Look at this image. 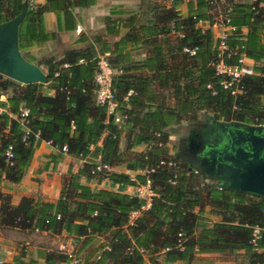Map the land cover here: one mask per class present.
I'll return each instance as SVG.
<instances>
[{
    "label": "trees",
    "instance_id": "trees-1",
    "mask_svg": "<svg viewBox=\"0 0 264 264\" xmlns=\"http://www.w3.org/2000/svg\"><path fill=\"white\" fill-rule=\"evenodd\" d=\"M22 1L0 0V23L17 15ZM73 1L79 5L93 2L27 3L17 27L19 51H29L53 37L44 29L46 11L55 12L58 30L70 28L73 20L69 10ZM180 1L172 0L169 7L155 6L152 19L145 24L135 25L137 15H129L121 22L126 31L119 39L120 47L134 42L137 46L150 44L141 67L151 71L159 86L170 91L173 102L170 106L159 101L145 78L127 76L130 68L107 58L117 71L112 77V90L116 100L114 112L120 121L115 123L104 106L94 103L95 58L73 50L47 63L45 83L53 90L51 96L42 93L43 83L10 86V80L0 74V96L5 95V100H0V179L17 183L40 141L55 148L53 158L60 156L62 145L66 154L88 158L69 176L52 203L22 196L13 204L10 195L0 191V226L56 234L65 229L67 235L81 238L78 250H72V257L61 250L47 252L43 264L71 258L75 260L72 264H79L76 252L94 239L98 240L91 253L94 264H170L177 260L189 262L196 253L237 252L242 253L244 264L264 263V230L254 245L249 241L251 227L264 226V197L205 181L184 161L172 156L167 145L173 123L193 121L201 111L216 113L226 122L264 123L261 100L264 98V10L259 6L262 0L250 3L195 0L193 5H188L183 18L178 16ZM227 7L228 24L234 30L226 35L225 44L229 49L242 45L246 57L254 64L252 73L242 76L243 92L236 96L217 85L218 76L211 66L216 44L211 20L217 9ZM196 19L208 21L206 27L196 26ZM241 28L246 29L245 33ZM192 46H197L193 55L182 51ZM208 83L215 88V94L205 87ZM128 90L131 92L126 95ZM21 107L28 109L23 118L17 116ZM5 126L8 131L3 134ZM25 130L27 138L22 141ZM120 136L122 149L118 145ZM8 145L12 147L11 165L5 161ZM138 146L143 148L137 151ZM96 163L107 164L112 170H95ZM118 166L127 172L115 170ZM147 167H153L149 177L155 195L145 209L141 208L143 200L135 196L94 189L78 182L82 176L86 181L105 179L133 185L129 173ZM134 179L140 182L143 176L135 173ZM132 212L137 213L129 221ZM205 212L217 219L210 221ZM100 237L103 239L99 240ZM0 264H35V261L16 255L10 262Z\"/></svg>",
    "mask_w": 264,
    "mask_h": 264
},
{
    "label": "crops",
    "instance_id": "crops-1",
    "mask_svg": "<svg viewBox=\"0 0 264 264\" xmlns=\"http://www.w3.org/2000/svg\"><path fill=\"white\" fill-rule=\"evenodd\" d=\"M44 1L45 0H33L31 4L42 5ZM194 1L195 0L180 1L177 6L178 16L180 18L186 16L188 5L190 3L193 5ZM233 1L250 3L252 0ZM171 2L170 0H93L91 4L79 5L77 2L73 1L69 10L73 21L68 29H57L55 12L46 11L43 13L44 29L47 33L52 34L53 37L45 41L41 46L34 48L35 50L42 51L45 54L44 56H47L45 58L48 59L37 62V56L35 55L34 62L33 56L26 58L19 51L20 55L25 60L37 65L45 74L47 63L60 59L67 50H73L82 54H91L94 58L97 54L105 53L110 61L119 66L130 68L126 71L127 76L145 78L146 85L158 95L159 101L161 100L165 105L170 106L173 103L170 91L160 87L158 80L153 77V73L148 71L145 67H141V63L149 54L150 44H138L139 46H137L134 42L130 43V45L127 44L125 47H120L119 39L123 37L126 31L121 25L123 19L131 14H135L137 15L135 25L145 24L148 20L152 19V9L155 6L169 7ZM259 6L264 10V0L259 3ZM76 25L80 28L78 32L75 31ZM206 25L207 24H203L202 26L206 27ZM211 30L215 36L217 28H211ZM241 31L245 33L246 29L241 28ZM101 49L103 51H101ZM246 64L251 67L254 65L251 59H247ZM17 84L21 83L17 82ZM9 85L14 86L12 82H9ZM6 93H9V90H7ZM42 93L49 96L53 94V90L47 87L45 81L43 82ZM0 100L4 101L5 95H1ZM144 111L145 109L142 112ZM8 115L14 118L13 114L8 113ZM187 123H173L170 128L171 133L168 140H174L178 135L179 129L187 125ZM222 123V119L219 118L216 113H214L213 116H209L206 120L194 122L188 130L185 129V136L182 135L178 137L179 143L176 150L174 146L170 145L167 141V145L171 147L170 154L184 161L188 167H190L194 164V157L183 155L184 141L187 140L189 132L204 125H221ZM7 131L8 126H5L2 132L6 134ZM193 133L195 134V132ZM100 143L101 142L98 141L97 146H99ZM118 145L120 149L123 148L122 136L119 138ZM90 148L92 149V147ZM142 148L143 146H138L135 150L139 151ZM55 153V148L46 141L38 142L33 151L31 161L21 179L17 183H11L4 179H0V191L8 193L13 204H16L22 196L51 203L57 200L60 190L65 185L69 176L76 173L88 158L74 157L66 154L65 151H62L59 157L53 158ZM192 169L193 168H191V170ZM115 170L127 172L123 166H118ZM198 176L207 182H213L218 185L214 178L205 176L199 172ZM78 182L90 188H103L128 195L132 191V185H121L105 179L86 181L80 176ZM204 209L207 210L206 207ZM136 213L137 212L133 213L129 217V221H132ZM205 215L210 221L217 219L215 216H211L206 212ZM102 239L103 238L100 237L99 240ZM80 241L81 238L67 235L65 229L56 234L44 230L18 229L0 226V263L10 262L14 256L22 255L24 260L31 259L35 261V264H43L44 254L52 252L49 251L50 247H48V245L58 243L57 248L66 246L72 251L74 248L76 250L79 247ZM97 241V239H94L91 243L81 248L80 251L76 252L79 264H94V254L92 255L91 253ZM236 254H239V256ZM241 254V252H237L231 254L230 258H225L223 257L224 254L219 253H196L189 262L177 260L170 264H244ZM238 257H240V259H238ZM54 264H72V260L63 262L55 261Z\"/></svg>",
    "mask_w": 264,
    "mask_h": 264
},
{
    "label": "water",
    "instance_id": "water-1",
    "mask_svg": "<svg viewBox=\"0 0 264 264\" xmlns=\"http://www.w3.org/2000/svg\"><path fill=\"white\" fill-rule=\"evenodd\" d=\"M27 2L17 15L0 23V74L21 84L43 83L45 74L19 52L17 27ZM223 138L217 146L206 143L189 169L214 178L219 187L264 197V126L237 121L222 123ZM193 135L189 132L187 140Z\"/></svg>",
    "mask_w": 264,
    "mask_h": 264
},
{
    "label": "built area",
    "instance_id": "built-area-1",
    "mask_svg": "<svg viewBox=\"0 0 264 264\" xmlns=\"http://www.w3.org/2000/svg\"><path fill=\"white\" fill-rule=\"evenodd\" d=\"M27 3H31L33 0H25ZM172 1V0H170ZM218 2H222V0H218ZM219 8V5H217ZM227 8L217 9L216 13L213 15L210 27L217 28L216 44H215V58L211 62V66L213 67L215 75L218 76L217 85L227 91V93L231 96H236L243 92V83L242 76L246 74L252 73V67L246 64V54L243 50V46L229 49L225 44L226 35L234 30V27L228 24V16H227ZM194 19V16L192 17ZM208 21H203L201 19H196V25L207 24ZM80 30L79 26H75V31L78 32ZM197 50V46L192 47H184L182 51L188 56L193 55ZM225 59H234L233 62H226ZM117 71L111 66L109 63L106 54L100 53L95 57V72L92 77V83L94 86L93 96L94 103L99 106H104L106 114L113 118L115 123H119L120 116L116 114V100L114 98V93L112 90V77L115 75ZM207 89L210 90L211 94H215L216 90L213 86L208 83L205 85ZM131 90L126 92L128 95ZM28 109L25 107H21L17 113L19 118H23L26 116ZM124 117V116H123ZM256 126H264V123H257ZM28 131L25 130L21 136V140L24 141L27 138ZM38 133H34V138L37 139ZM49 143V142H47ZM50 144V143H49ZM61 151H65V145H62L60 148ZM5 161L8 165L12 164V147L8 145L5 150ZM162 161H159L161 164ZM95 170H112V168L107 164L96 163ZM153 171V167H147L142 170H137L135 172H130V179L134 181L132 185V191L129 195L135 196L138 199L143 200V205L141 208L145 209L149 206L151 197L155 195L154 187L152 186L151 179L149 177V173ZM193 173H198L196 169H192ZM135 173H139L143 176V180L138 182L134 179ZM135 213L132 212L130 216ZM58 218V216H57ZM264 230V226L260 227L254 225L251 227V236L250 243L253 245L256 243V240L260 237L261 231ZM177 235H181V233H177ZM139 252L142 253V249H138ZM68 257H72V251L68 250L65 252ZM72 263L75 262L73 258H71ZM264 264V263H263Z\"/></svg>",
    "mask_w": 264,
    "mask_h": 264
},
{
    "label": "flooded vegetation",
    "instance_id": "flooded-vegetation-1",
    "mask_svg": "<svg viewBox=\"0 0 264 264\" xmlns=\"http://www.w3.org/2000/svg\"><path fill=\"white\" fill-rule=\"evenodd\" d=\"M224 125L208 124L198 129H193V135L189 140L184 141L183 155H190L194 159L202 154V148L206 143L217 146L223 138Z\"/></svg>",
    "mask_w": 264,
    "mask_h": 264
},
{
    "label": "rangeland",
    "instance_id": "rangeland-1",
    "mask_svg": "<svg viewBox=\"0 0 264 264\" xmlns=\"http://www.w3.org/2000/svg\"><path fill=\"white\" fill-rule=\"evenodd\" d=\"M26 58L27 57H34V62H35V55L37 56V58H36V61L37 62H40V61H42V60H46V59H48V58H45V57H47V56H44L45 54L42 52V51H40V50H35V48H32V49H30L28 52H26V51H22L21 52ZM52 60V59H51ZM41 66H43V65H41ZM10 82H12L13 83V85H16L17 84V82H15V81H12V80H10ZM262 101H264V99L262 98L261 99ZM214 115V113H212V112H199L198 114H197V118L196 119H194L193 121H182V122H188L187 123V125H185L184 127H182L181 129H179V132H178V135L176 136V138L174 139V140H168V143L170 144V145H173L174 146V148H175V150H176V148L178 147L177 145H178V143H179V139H178V137H180V136H182V135H184L185 136V129L186 130H188L190 127H191V125L194 123V122H200V121H202V120H206L207 118H209V116H213ZM223 121V120H222ZM193 122V123H192ZM172 146V147H173ZM48 247H50V250L49 251H59V250H61V251H64V252H66V251H68L69 249H68V247H61V248H57L58 247V243H55V244H52V245H48ZM236 255H238L239 256V254H236ZM242 255V254H241ZM223 257H227V258H230L231 257V254H224V256ZM237 258V257H236ZM238 259H240V257H238Z\"/></svg>",
    "mask_w": 264,
    "mask_h": 264
}]
</instances>
